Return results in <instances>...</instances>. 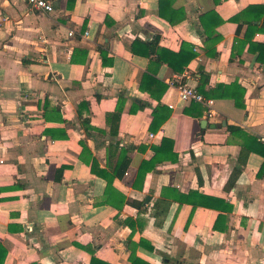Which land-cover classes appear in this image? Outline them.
<instances>
[{"label":"crops","instance_id":"0c3cea01","mask_svg":"<svg viewBox=\"0 0 264 264\" xmlns=\"http://www.w3.org/2000/svg\"><path fill=\"white\" fill-rule=\"evenodd\" d=\"M52 1L46 14L0 0V264H130L129 241L149 264H264V155L254 150L264 146V65L245 22L264 26V0ZM152 43L196 55L177 73L169 55L153 64ZM150 68L158 84L142 89ZM175 78L206 93L227 86L205 129V107L182 101ZM158 105L172 113L154 129ZM247 135L258 140L251 151ZM163 138L177 160L136 188ZM202 201L215 208L193 211Z\"/></svg>","mask_w":264,"mask_h":264},{"label":"trees","instance_id":"16d2710c","mask_svg":"<svg viewBox=\"0 0 264 264\" xmlns=\"http://www.w3.org/2000/svg\"><path fill=\"white\" fill-rule=\"evenodd\" d=\"M69 7L71 8L72 5L70 4ZM251 8V7H250ZM253 8V7H252ZM252 11V10H250ZM163 15V13H161ZM238 18H234L230 21L232 22H238ZM171 24H175L176 21L169 19L168 20ZM260 19L256 18V19H252V20H247L245 21L246 24L248 25V31L246 33V40L248 42H250V47H249V51L255 55H257V62L260 63L261 65H264V44L261 43H256L252 41V38L256 35V34H264V26L262 28H258L256 22H259ZM136 41L134 42L133 46L135 45ZM157 43V42H156ZM100 51V55L102 57L103 63L107 64V51L99 48ZM132 51L134 53H136L135 51V46L132 48ZM153 54H157V60L155 62H153L154 65L159 66V64L162 61H165V59L169 57H171L170 59H173V61H168V65L173 69L174 72L177 73H182L184 72V70L187 68V66L189 65V63L194 59L195 57V53L193 52V47L183 43L181 50L178 53H172L169 51H166L164 49H160L157 50V44L155 45L154 43L152 44H148L147 45V55H153ZM155 75V72H153V70H151V68L149 69V72H146L143 75L142 78V84H141V88L143 89V84L145 83H155L158 84V81L156 80L155 77H153ZM203 86H204V82H201V85L198 88V91L206 98L208 99H218L223 97V93H225L226 87L227 86H223L220 85L217 89L215 90H211L210 92L206 93L203 91ZM232 91H233V95H231V97L234 99V101H236V105L238 107L244 106L243 102L240 101L239 98H237L236 93L239 90V87H237V85H233L231 86ZM166 89V87H164V90ZM242 93V97L244 95V90H240ZM172 110L166 106H161L158 105L154 110H153V116H154V120L152 122V127L154 129H159L164 122H166L170 116H171ZM184 113L190 116L196 115L195 113H193L191 111L190 108H186L184 110ZM120 117H121V109H118V111L116 113H114L113 117H112V123L116 124V127L118 129L119 126V122H120ZM116 134V132L114 131V135ZM247 139H248V146H245L244 144V148L247 147L249 149V151H251L253 149V147H251V143H258V140L256 138H252L249 135H247ZM259 147H261V149L263 148L264 150V146H261V144L259 145ZM152 150L154 151V156L148 160V161H144L139 169V173L137 176V180L134 184V186L138 189L142 188V184L144 182V179L147 175L148 172H150L151 170L156 169V165L159 163H162L164 161H166L167 159L170 158V160L172 161H176L177 160V156L173 153V140L169 139V138H163L161 144L159 146H153ZM254 150L258 151L260 154L264 155V151L263 150H257L256 148H254ZM95 165L96 162L93 163L92 165V171H95ZM264 168V166H263ZM262 168V169H263ZM127 170V166H125L123 173L121 174V177L124 176V174L126 173ZM99 173V172H98ZM104 175V174H103ZM105 177H107L106 175H104ZM110 183H111V179H110ZM203 200H207V197H201ZM210 198V197H209ZM212 201H217V199L215 198H211ZM185 200H181V203L184 202ZM130 204H132L133 206H135L139 212H146L147 210L144 208L145 207V203H137V202H132L130 201ZM193 211L198 208V207H204V208H209V209H214L215 207L213 206V204H209L208 202H197L195 204H193ZM221 215L222 213H220L218 220L216 221V224L214 226V230L217 231H223L222 228H220L219 226V219H221ZM125 224L129 225L132 227L133 232L135 231V227L133 224L129 223L128 221L125 222ZM187 229V227H186ZM146 242L144 240H141L139 243V246L141 247H145ZM128 246L131 250V256H130V264H149L147 262H145L144 260H142L141 258L137 257L136 255V249L138 248V245L131 243V241L128 242ZM148 249H150L151 251H154V248L152 246H147ZM163 262L165 264H189L185 261H181V260H177L172 262V260H169L167 258H164ZM92 264H95V260H92Z\"/></svg>","mask_w":264,"mask_h":264},{"label":"built area","instance_id":"2783aa9c","mask_svg":"<svg viewBox=\"0 0 264 264\" xmlns=\"http://www.w3.org/2000/svg\"><path fill=\"white\" fill-rule=\"evenodd\" d=\"M30 7L32 13H52L55 10V5L52 0H24ZM73 36V33H70ZM88 37V33L83 35ZM176 81H170L171 87H177L180 92V98L184 102H193L202 105L206 109V115L209 120L216 118V112L214 110V101L204 97L196 88L188 86L183 83L179 78H175ZM178 80V81H177ZM151 138L155 135H150Z\"/></svg>","mask_w":264,"mask_h":264},{"label":"water","instance_id":"95a60500","mask_svg":"<svg viewBox=\"0 0 264 264\" xmlns=\"http://www.w3.org/2000/svg\"><path fill=\"white\" fill-rule=\"evenodd\" d=\"M201 125H202V128L205 129L208 126V118H206L204 121H202ZM225 125H226V123H225ZM209 126L213 129L216 128V125H209ZM217 128H220V126H218Z\"/></svg>","mask_w":264,"mask_h":264}]
</instances>
